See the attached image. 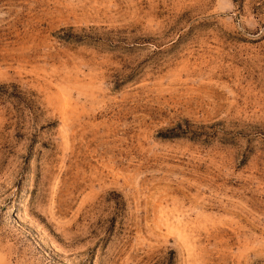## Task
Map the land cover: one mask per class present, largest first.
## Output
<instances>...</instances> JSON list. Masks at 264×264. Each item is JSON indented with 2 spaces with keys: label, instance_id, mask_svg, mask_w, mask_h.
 Masks as SVG:
<instances>
[{
  "label": "rangeland",
  "instance_id": "374dc122",
  "mask_svg": "<svg viewBox=\"0 0 264 264\" xmlns=\"http://www.w3.org/2000/svg\"><path fill=\"white\" fill-rule=\"evenodd\" d=\"M0 264H264V0H0Z\"/></svg>",
  "mask_w": 264,
  "mask_h": 264
}]
</instances>
